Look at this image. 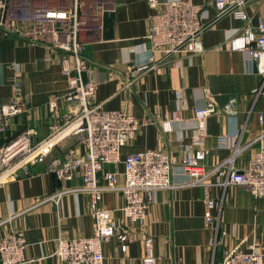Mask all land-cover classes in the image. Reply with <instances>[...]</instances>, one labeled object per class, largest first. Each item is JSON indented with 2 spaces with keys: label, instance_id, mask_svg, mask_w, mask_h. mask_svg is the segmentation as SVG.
Instances as JSON below:
<instances>
[{
  "label": "crops",
  "instance_id": "1",
  "mask_svg": "<svg viewBox=\"0 0 264 264\" xmlns=\"http://www.w3.org/2000/svg\"><path fill=\"white\" fill-rule=\"evenodd\" d=\"M203 6L202 32L204 50L194 54L164 56L146 37L154 9L147 0H115L104 14L102 30L85 37L84 56L89 62L85 79L97 85L96 102L106 110L133 113L141 126L122 149V157L148 148L165 149L176 161L185 151L196 131L193 110L203 106L210 96L217 101L218 112L206 119L205 159L208 168L231 158L234 148H218L217 136L239 134L242 147L234 154L235 168H245L264 143V94L255 89L260 76L251 68L246 54L232 50L227 40L240 32L245 22L235 14L236 7L218 12L214 0H193ZM248 22L256 27L264 22V0H246ZM45 42H29L16 32L0 28V105L19 97L28 110L12 116L7 130L0 133V147L9 139L32 129L34 141L47 138L54 115L47 99L51 94L68 91L67 75L59 54L48 59ZM148 64L134 72L132 67ZM74 106L59 102L60 113ZM181 110V118L171 132H165L158 120ZM262 114V118L260 117ZM60 137L45 162L30 165L29 174L6 178L0 182V236L12 229L25 232L28 245L26 261L21 264H57L54 254L59 238L91 236L94 218L87 192L71 190L52 198L64 189L82 185L80 177L63 180L48 169L50 160L62 156L69 148L83 152L77 137L68 132L64 119ZM122 162L109 163L101 172H118L122 182ZM220 176L211 174L207 184H190V175L175 164L173 185L154 192L147 218L129 222L120 210L124 199L119 190L105 191L101 204L111 210L115 223L123 224L133 239L123 252L113 236L103 245L104 264H144L145 238L152 237L156 264H218L225 254L239 246L255 243L264 253V198L253 195L242 185L219 184ZM214 198L213 210L223 241L213 251L210 239L213 227L205 219L206 200Z\"/></svg>",
  "mask_w": 264,
  "mask_h": 264
},
{
  "label": "built area",
  "instance_id": "2",
  "mask_svg": "<svg viewBox=\"0 0 264 264\" xmlns=\"http://www.w3.org/2000/svg\"><path fill=\"white\" fill-rule=\"evenodd\" d=\"M154 9L147 38L154 47H161L164 56L194 54L204 50L202 32L203 6L193 0H147ZM246 0H214L218 12L222 13L235 7V14L245 22L240 32L231 36L226 45L232 50H241L251 68L260 76L255 89L264 94V22L256 27L248 20L244 10ZM115 0H0V28L6 32H16L29 42H45L49 46L48 59L59 54L62 69L67 75L68 91L64 95L51 94L47 103L54 115L50 125V135L34 141L32 129L7 140L0 147V182L29 174L30 165L45 162L60 137L59 121L64 119L68 132L77 137L84 151L69 148L58 158L50 160L48 169L58 178L72 180L80 177L82 185L78 188L64 189L52 198L67 191L81 190L90 195L91 213L94 218V231L91 236L59 238L54 252L57 264H104L103 245L113 236L118 238L123 252L128 250L133 239L131 232L114 221L111 210L101 204L105 191L119 190L124 202L120 210L129 222H143L154 199V192L173 185V166L178 164L190 175V184H207L208 177L217 173L219 184L242 185L253 195L264 198V143L243 169L235 168L233 156L242 150L238 143L239 134L224 133L217 136L218 148H234L231 158L208 168L205 159L210 152L206 146V119L218 112L217 101L210 96L203 106L193 110L196 131L185 151L176 161L165 149L148 148L130 152L122 157V149L133 138L141 124L131 112L106 110L96 102V82L85 79L89 71L88 59L83 49L85 37L91 32H100L104 14L113 8ZM85 36V37H84ZM148 67V64L133 66L134 72ZM74 106L67 114L58 110L62 100ZM25 100L19 97L0 105V133L7 130L12 116L28 110ZM262 118V114H260ZM181 118L178 109L170 117L158 120L165 132H171L174 124ZM122 162V182L118 172L105 174L101 182V172L109 163ZM216 201L206 200L205 219L213 227L210 246L223 241L226 233L220 230L218 218L214 215ZM7 219H0V225ZM28 245L25 232L12 229L0 236V264H21L26 261L25 250ZM152 237L145 238L144 264H156L158 257L152 251ZM218 264H264V253L255 243L247 248L235 247L228 251Z\"/></svg>",
  "mask_w": 264,
  "mask_h": 264
}]
</instances>
